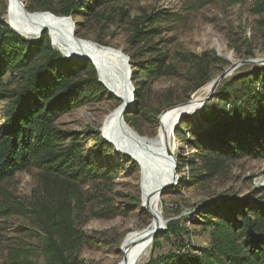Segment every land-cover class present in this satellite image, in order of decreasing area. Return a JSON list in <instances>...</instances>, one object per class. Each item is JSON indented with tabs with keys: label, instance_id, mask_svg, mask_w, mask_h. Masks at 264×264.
<instances>
[{
	"label": "rangeland",
	"instance_id": "obj_1",
	"mask_svg": "<svg viewBox=\"0 0 264 264\" xmlns=\"http://www.w3.org/2000/svg\"><path fill=\"white\" fill-rule=\"evenodd\" d=\"M94 1L0 0V20L29 39H48L72 67L83 68L85 83L100 90L57 122L64 147L81 149V175L36 161L0 181V264H51V244L63 243L69 220L81 234L84 264H119L125 237L153 222L144 184L155 173L168 181L156 202L162 222L136 264H180L184 255L174 254L181 250L213 249L199 223L203 212L215 214L216 222L249 213L255 231L264 234V220L258 224L254 211L243 207L264 200V151L217 163L201 157L194 135L209 134L234 105L220 92L264 67V0ZM51 25L82 40L101 58L105 74ZM157 58L161 70L149 71ZM126 86L129 106L119 123L150 139L165 132L158 158L169 162L167 171L150 161L153 171L146 172L140 141L111 132L108 118L123 103L117 90ZM6 104L0 101V132Z\"/></svg>",
	"mask_w": 264,
	"mask_h": 264
},
{
	"label": "trees",
	"instance_id": "obj_2",
	"mask_svg": "<svg viewBox=\"0 0 264 264\" xmlns=\"http://www.w3.org/2000/svg\"><path fill=\"white\" fill-rule=\"evenodd\" d=\"M104 1L108 0H95L94 4ZM140 33L136 32L135 37ZM162 66L157 58L151 60L147 69L155 72ZM78 67H72L70 60H66L45 37L29 39L14 30L5 17L1 18L0 101L5 100L7 104L0 132V181L36 161L56 172L81 175V149L74 145L66 149L57 128L62 113L80 105L87 95L100 91H95L89 82L85 83L80 73L83 68L79 70ZM88 68L95 76L94 66L90 63ZM95 83L100 85L97 80ZM218 96L234 105L222 112L224 115L218 124L213 123L209 134L194 131L196 144L204 153H200L201 157H213L220 163L226 157L264 151V67L237 77ZM245 205L244 209L254 211V221L260 224L264 220V200ZM206 213H202L205 220L199 223L204 226L213 249L199 250L196 254L181 250L174 254L175 257L184 255L180 264H214L217 261L219 264H264V234L255 231L249 213L245 212L242 220L220 217L222 222L213 220L211 215L215 214ZM68 223L63 243L51 244V264H84L78 255L83 245L81 234L71 220ZM238 237L244 240L239 241Z\"/></svg>",
	"mask_w": 264,
	"mask_h": 264
},
{
	"label": "bare ground",
	"instance_id": "obj_3",
	"mask_svg": "<svg viewBox=\"0 0 264 264\" xmlns=\"http://www.w3.org/2000/svg\"><path fill=\"white\" fill-rule=\"evenodd\" d=\"M24 17H26V16H24ZM31 18L33 21V19H35V16L30 15V19ZM43 20H44V17H43ZM48 20L50 22V19H48ZM38 22L40 23V21H38ZM35 25H37V24H35ZM43 26L48 27L46 23H42L41 27H43ZM51 27L55 31V33L61 35L63 37V39H65L66 42L69 45H71L74 52H76L79 55H82L84 57L93 58L94 61L96 62V64L99 66L102 75L105 74L106 70H105V67L103 66V61L101 60V58L99 56H97L96 54H94L93 53L94 51L93 52L90 51L83 44L82 40L71 35V33L69 31H65V29L61 28L60 26L51 25ZM110 81H111V79H110ZM110 88H111V90L114 91L115 90L114 88H116V87L110 86ZM117 91L120 94V97L122 98L123 103L108 118L109 124L111 125V132L115 136V131L119 135H122L121 133H122V131H124L125 133L132 135L138 141H140V144L142 147L139 150V152L142 156L141 161L143 162V165H144L146 172H148V170L153 171L150 168V161L156 162L157 170H160L161 172L164 170L167 171V169L169 167V162L168 163L162 162V160H160L158 158L159 151L162 149L161 145L165 141L164 140L165 132L161 133L156 139H150V138L143 137V136L141 137L138 134V132H136L134 129H132L128 125H126L127 127L126 126L123 127L122 125H120L119 122L121 120V117L123 116V114L125 113V110L129 106L128 105L129 104V96H128L129 88H127V86H126L125 88H121V90H117ZM147 146H148V148H147ZM138 147H140V146H138ZM149 176H146V178H145L144 196H145L147 205L152 209L153 222H152L151 226H149L148 228H145V229L139 230V231H135V232H131L125 237L123 244H122L123 259L119 264H136L139 257L143 253L145 247L151 242V239H152L153 235H155L156 230H159L160 223L162 222L161 214L156 209V202L159 198L161 190H163L164 188L167 187L168 181L165 179V177L159 178V173H158V177H155L156 173L154 174V177L152 176V178H150ZM167 176L170 177L171 174H169V172H168Z\"/></svg>",
	"mask_w": 264,
	"mask_h": 264
},
{
	"label": "water",
	"instance_id": "obj_4",
	"mask_svg": "<svg viewBox=\"0 0 264 264\" xmlns=\"http://www.w3.org/2000/svg\"><path fill=\"white\" fill-rule=\"evenodd\" d=\"M164 189H165V188H164ZM164 189H163V190H164ZM161 191H162V190H161ZM157 231H158V230H156V232H157Z\"/></svg>",
	"mask_w": 264,
	"mask_h": 264
}]
</instances>
